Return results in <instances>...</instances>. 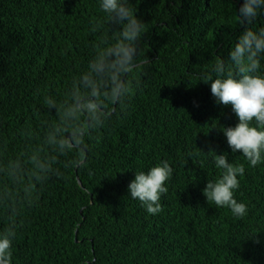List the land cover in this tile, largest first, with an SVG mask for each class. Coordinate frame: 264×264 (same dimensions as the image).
Listing matches in <instances>:
<instances>
[{"label": "trees", "instance_id": "16d2710c", "mask_svg": "<svg viewBox=\"0 0 264 264\" xmlns=\"http://www.w3.org/2000/svg\"><path fill=\"white\" fill-rule=\"evenodd\" d=\"M145 24L130 98L110 106L91 131L81 167H67L45 140L63 99L98 45L117 34L99 0H0V231L17 227L5 264H264V164L232 153L220 128L235 126L200 81L227 59L240 34L234 0H131ZM264 26V24L259 25ZM147 60L148 63H143ZM210 149L244 163V219L207 202L221 172ZM55 158L46 179L30 178L32 156ZM23 162L24 175L8 176ZM173 167L163 210L149 214L128 192L135 172ZM81 185L78 183V180ZM81 210V211H80ZM258 232V233H256ZM251 233L253 238L244 239ZM2 264V263H0Z\"/></svg>", "mask_w": 264, "mask_h": 264}, {"label": "clouds", "instance_id": "9594fccd", "mask_svg": "<svg viewBox=\"0 0 264 264\" xmlns=\"http://www.w3.org/2000/svg\"><path fill=\"white\" fill-rule=\"evenodd\" d=\"M240 34L227 59L218 58L201 74L200 81L210 83L211 94L218 104L231 105L238 117L235 126L220 128L232 153L241 152L251 167L264 164V0H234ZM101 12L117 26L112 39L102 41L87 62L85 71L75 76L63 99L49 97L46 106L58 114L46 136V144L60 155L70 153L67 167H81L86 162V141L91 131L100 129L108 119L110 106L125 103L131 96L128 77L137 68L139 45L146 33L145 24L131 6V0H99ZM143 63H148L144 60ZM91 130V131H90ZM215 167L221 175L207 182L203 193L207 202L227 208L238 219L249 215L248 203L236 198L244 163H232L228 156L210 149ZM30 178L46 179L53 171L55 158L32 156ZM174 169L167 161L148 171L135 172L128 185L131 197L138 200L149 214L163 208L162 195L168 192L167 182ZM24 175L23 162L12 163L8 176L16 182ZM17 227L9 224L0 231V259L11 260ZM258 233V232H256ZM251 233L244 239L253 238Z\"/></svg>", "mask_w": 264, "mask_h": 264}, {"label": "water", "instance_id": "95a60500", "mask_svg": "<svg viewBox=\"0 0 264 264\" xmlns=\"http://www.w3.org/2000/svg\"><path fill=\"white\" fill-rule=\"evenodd\" d=\"M78 180V183L81 185V182L79 181V179H77ZM81 211V210H80ZM0 263H2V264H5V263H3L2 261H0Z\"/></svg>", "mask_w": 264, "mask_h": 264}]
</instances>
